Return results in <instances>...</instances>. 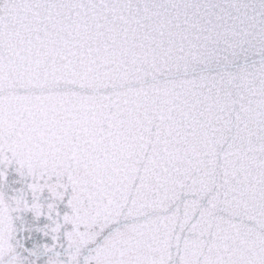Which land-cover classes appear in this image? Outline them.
<instances>
[{"label": "snow or ice", "instance_id": "snow-or-ice-1", "mask_svg": "<svg viewBox=\"0 0 264 264\" xmlns=\"http://www.w3.org/2000/svg\"><path fill=\"white\" fill-rule=\"evenodd\" d=\"M0 264H264V0H0Z\"/></svg>", "mask_w": 264, "mask_h": 264}]
</instances>
